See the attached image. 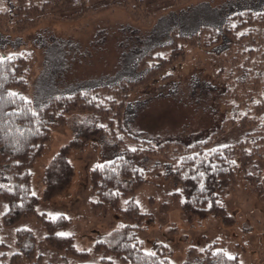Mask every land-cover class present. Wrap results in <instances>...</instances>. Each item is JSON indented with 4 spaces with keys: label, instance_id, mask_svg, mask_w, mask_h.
I'll list each match as a JSON object with an SVG mask.
<instances>
[{
    "label": "rangeland",
    "instance_id": "obj_1",
    "mask_svg": "<svg viewBox=\"0 0 264 264\" xmlns=\"http://www.w3.org/2000/svg\"><path fill=\"white\" fill-rule=\"evenodd\" d=\"M47 1L52 6L60 3ZM66 2L45 17L40 14L29 22L22 17L17 25L15 0H0V54L28 53L31 61L26 97L36 111L42 110L53 96L121 79L140 81L146 70H140L137 61L147 49L167 44L175 30L190 34L204 22L221 27L224 16L237 8L231 3L244 6L249 0H147L136 19L117 7L76 21L68 16L78 9L77 4ZM115 2L125 4V0ZM131 4L138 6L131 2L130 7ZM154 10L160 11L152 13ZM3 12L7 15L3 16ZM6 18L11 22H5ZM188 51L184 62L165 69L130 95L125 129L146 140L172 141L190 148L209 141L214 147L241 146L249 138L246 149L256 148L258 153L246 172L240 169L238 185L225 194L226 213L207 216L186 214L185 183L177 177L176 170L165 167L166 162L155 156L137 157L149 182L132 195L140 210L149 214L138 235L147 250L164 246L176 264H204V253L213 244L217 250L238 257L240 264H264V139L259 140L255 133L257 124H245V128L241 125L245 116L252 119L255 115L246 103L252 94L259 99L260 87L255 88L252 72L241 77L237 64L230 60H226L222 76L217 77L220 66L210 54L201 49ZM149 65L155 67L153 62ZM117 136L122 138L120 132ZM123 149L112 139L105 123L90 115L72 114L31 169L35 209L71 220L61 233L74 235L78 251H92L98 243L113 248L126 236L122 227L127 222L118 212L94 216L88 202L93 198L91 168ZM62 162L67 163L66 170ZM247 173L259 176L262 185L252 184ZM13 184L8 169L0 163V193ZM175 192L182 196H172ZM7 211V202L0 195V262L99 263L96 255L88 261L79 257L66 261L63 253L46 245V232L36 217L11 223L5 220ZM32 248L34 252L29 256ZM15 253L21 254L18 263L11 259Z\"/></svg>",
    "mask_w": 264,
    "mask_h": 264
},
{
    "label": "trees",
    "instance_id": "obj_2",
    "mask_svg": "<svg viewBox=\"0 0 264 264\" xmlns=\"http://www.w3.org/2000/svg\"><path fill=\"white\" fill-rule=\"evenodd\" d=\"M66 1L77 4L75 5L78 9L68 16L76 21L117 7L123 8L136 19L140 10H144L141 6L147 0H125V4H117L115 0ZM173 1L176 3L180 0ZM15 2L14 20L20 25L22 17L29 22L37 15L43 14L45 17L51 11L60 10L64 0L53 6L47 0ZM131 2L137 3L138 6L133 7L131 4L130 7ZM50 6L52 9H47ZM230 6L237 8L224 16L221 27L204 22L190 34L175 30L167 44L160 43L147 49L137 61V67L146 70L140 81L121 79L113 84L53 96L40 111L34 110L32 102L26 97L31 61L28 53L0 54V57L5 58L0 61V163L8 169L14 180L11 188L0 193L8 205L5 220L14 223L22 218L36 217L46 232V245L63 253L66 261L69 257L88 261L92 255H96L99 256L98 264H176L164 246L159 245L154 250H147L145 242L138 235V229H143L149 214L140 210L132 195L149 182L146 180V171L138 165L136 158L155 156L164 160L165 167L176 170L177 177L185 183L186 214L207 216L226 213L225 194L238 185L240 169L246 172L258 152L256 148L246 149L249 138L241 144L242 149L240 145L214 147L211 141L190 148L172 141L146 140L125 129L123 123L128 112L127 102L130 95L147 80L153 79L165 69H171L178 62H184L188 49H201L219 64L217 77L222 76L226 60L237 64V74L241 77L249 72L254 74L255 88L260 87L259 99L252 94L246 106L251 111L253 109L255 115L252 119L245 116L241 125L245 128V124H257L259 128L255 133L259 140H263L264 83H260L264 81V0H249L244 6L231 3ZM157 11L160 10H154L152 13ZM6 13L3 12V16H6ZM6 21L11 22V18H6ZM150 62L155 63V67H150ZM228 85L230 84L227 83ZM12 93L16 95H11ZM77 113L90 115L103 125L105 123L112 139L117 141L119 147H124L123 151L112 159L94 165L89 174L93 192V198L88 201L91 213L104 217L115 210L127 222L122 227L126 230L124 240L113 248L98 243L92 251H78L74 235H58L69 227L71 220L64 215L48 216L46 213H38L35 209L36 196L33 195L31 169L43 155L54 133L65 124L70 115ZM224 128L225 126L222 130ZM118 132L122 134V138L117 136ZM249 134L254 135L252 132ZM60 165L66 170L67 163L62 162ZM246 176L252 184L259 187L262 185L259 176L249 173ZM64 183L65 180L62 184ZM172 196L180 198L182 194L175 192ZM22 232L24 236L26 233ZM33 252L32 248L29 256H32ZM225 253L217 250V246L213 244L204 253V264H240L238 257L229 260ZM20 256L21 254L15 253L11 257L12 262L18 263Z\"/></svg>",
    "mask_w": 264,
    "mask_h": 264
},
{
    "label": "snow or ice",
    "instance_id": "obj_3",
    "mask_svg": "<svg viewBox=\"0 0 264 264\" xmlns=\"http://www.w3.org/2000/svg\"><path fill=\"white\" fill-rule=\"evenodd\" d=\"M4 59H5L4 57H0V61H3ZM8 59H11V57H8ZM11 95H16V94H15V93H12ZM34 115H35V113H34ZM133 151H135V149H133ZM201 176H203V173H201ZM33 195H35V193H33ZM58 235H60V236H64L65 234L60 233V234H58ZM148 255H155V253H148ZM225 255L227 256V258H228L229 260L234 259V257L228 255L227 253H225Z\"/></svg>",
    "mask_w": 264,
    "mask_h": 264
}]
</instances>
